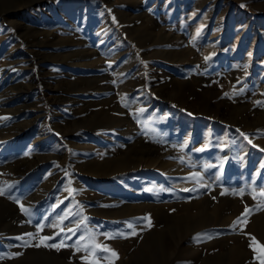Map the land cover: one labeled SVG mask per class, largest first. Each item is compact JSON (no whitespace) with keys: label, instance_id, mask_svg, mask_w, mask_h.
I'll return each mask as SVG.
<instances>
[{"label":"rangeland","instance_id":"374dc122","mask_svg":"<svg viewBox=\"0 0 264 264\" xmlns=\"http://www.w3.org/2000/svg\"><path fill=\"white\" fill-rule=\"evenodd\" d=\"M19 1L8 3L5 7L12 10L0 14V100L20 86L34 84L31 99L38 100L46 113L36 127H44L47 133L40 134H46L40 144L34 141L38 130L6 137L9 125L5 122L9 119L11 124L13 116L0 114V188L5 192L0 200L6 203L0 207V238L10 240L0 249L14 244L15 258L24 257L12 264H25L27 257L30 264H51L38 256H25L26 250L48 251L41 240L44 236H55L48 244L71 236L66 244L73 245L89 233L94 241L82 244L107 246L118 258L100 249L89 255L60 247L68 253L66 262L73 263L77 257L79 264H120L121 260L157 264L165 257L164 244L174 255L176 227L170 218L183 213L179 205L206 198L216 201L222 192L240 207L232 205L224 222L216 219L209 227L189 230V237L202 232L212 238L202 236L197 251L177 264H231L227 244L220 239L223 233L228 240L245 233L253 215L264 212V206L257 210L264 200L260 196L264 191V0H37L14 8ZM143 20L147 25L142 28ZM150 30L163 38L141 44L138 35L149 36ZM45 78L52 85L81 83L86 93L94 92L83 98L91 104L75 113L49 102ZM104 115L121 117L119 126L105 128ZM56 122L80 125L68 126L72 130L63 138ZM135 139L144 143L140 153H134L136 148L125 151ZM154 152L164 156L158 164L140 161L141 166L124 169L121 163L140 155L148 158ZM49 154H55L52 161L42 160L25 173L12 169L21 165L23 170L37 156ZM111 158H120L116 162L120 170L111 176L86 172L77 164ZM164 160L168 164L161 165ZM170 165L177 169L168 171ZM54 170L59 177H53ZM81 185L88 190L82 192ZM111 195L114 198L109 199ZM139 201L162 207L159 220L168 224L162 233L156 231L158 224L149 211L107 217L89 210ZM246 205L252 211L234 230L230 225ZM144 217L150 218V225ZM134 221L138 225L129 228ZM53 224L59 226H48ZM38 225L42 230L38 231ZM78 225L74 234L67 231ZM133 230L141 236L149 232L150 247L137 254L130 253ZM105 233H123L126 238L106 239ZM26 241L28 246H22ZM123 241L129 242L128 252ZM260 257L259 250L252 254L257 263Z\"/></svg>","mask_w":264,"mask_h":264},{"label":"bare ground","instance_id":"6f19581e","mask_svg":"<svg viewBox=\"0 0 264 264\" xmlns=\"http://www.w3.org/2000/svg\"><path fill=\"white\" fill-rule=\"evenodd\" d=\"M21 1L22 0H20L19 4H16L14 6V8L20 7L23 4H25V5L27 3L30 4V3L35 2L37 0H27V1H24V2H21ZM10 2H14V0H2V2H0V14H5V13H8V11L12 10V7H5ZM20 2H21V4H20ZM122 16L124 17V15H122ZM123 17H121V18H123ZM123 19H125V18H123ZM141 24H142L141 27L143 28V26L147 25V20H143L141 22ZM134 30H137V29H134ZM28 31H30V29ZM148 33H149V36H147L145 33H141V35H138L137 38H138V40L140 41L141 44H147V43L152 42V40H154V39L161 40L163 38L159 33L153 34V32L151 30ZM149 37H151V38H149ZM31 43H32L31 44L32 46L36 44L35 42H31ZM155 43H157V42H155ZM159 43H160V41H159ZM80 51H81V53L83 55H87L88 56V52L85 49H82ZM77 53H75V54H77ZM39 58L40 59H45V57L41 56V55L39 56ZM42 68H43V65H42ZM57 76H58V74H57ZM0 80H2V79L0 78ZM27 83H29V82H27ZM57 84L56 85H52L50 80H49V78H45V84H44L43 87L47 90L46 93H48L49 98H47L46 100H48L49 102L63 104V105H65V107L68 110L69 109L71 111L73 110V111H75V113L78 112V111H82V110L84 111V109H86L91 104L90 100L87 101V100H84L83 98L86 97V96H89V95H94V92H90L89 94L86 93L85 90L80 88L81 83H77V81H71V82L65 81L64 83H61V84H58V85ZM33 86H34V84L31 85L30 87H21L20 86V87L14 89L12 91L10 90L11 91L10 96L5 101L0 100V114L11 113L12 116H13L12 120H11V124L9 123V121H10L9 119H7L8 120L7 122H5V124L9 125L8 127L6 126L7 128L5 129V130L8 131V133L5 135L6 137H9V136H12V135H19L20 133H22V131L38 130L39 135L36 133L37 135L35 136L34 141L39 142V144H40V143L44 142V141H42V139H43V137L46 136V134H45V136L43 135V137H42V136H40V134L42 135L45 132L47 133V131H46V129L44 127H42V126H39V127L37 126L36 127V125H37L38 119L40 117L46 115V113H45V110L43 109V107L39 104L38 100H35V99L32 100L31 99V97H33V96L31 95L30 90L34 89ZM77 93L81 94L82 97L81 98L77 97ZM78 105H80L81 107H78ZM32 113L34 115H32ZM52 114L54 115V117L57 120L59 119L58 118L59 113H57L55 109H54V112ZM103 117H104L103 120H105L103 126L105 128H107V129L109 128L110 129V127H112V128L114 127V129H116L115 126H119V122H120L121 117H118V116L112 117V116H107V115H104ZM44 120H46V119H44ZM54 121H56V120H54ZM54 121H52V122H54ZM80 121H81V119L77 120L78 123H80ZM77 122L66 123L68 125H66V124L63 125V124H60V123L56 122V127L58 129L59 128L61 129L60 131H61L62 135L64 136L63 138H66V135L72 130V128H70V127L68 128V126L72 125V123L75 124V125H80ZM41 123L42 122H40V124ZM43 123H44V121H43ZM74 127H77V126H74ZM90 129L94 130L93 127L90 128ZM94 131L96 132V129ZM3 132H4V130H3ZM82 136H84V135H82ZM66 140H68V139H66ZM262 142H263V140H262ZM0 145H2V144H0ZM132 148H136V151H134V153H136V154L140 153V150L142 148H144V143L142 141H140L139 139H135V142L133 144H127V148H126L125 151L131 150ZM92 150H94V149H92ZM246 152H244V153H246ZM141 154H145V152H143V153L141 152ZM154 154H155L154 156H150L148 158L143 157V155H140V156L135 157V158L130 157V159H127V158H126V160L122 159L121 163H124V164H122L123 166H125L124 169H130L131 167H135V166L138 167V165H140L139 164L140 161L141 162L144 161L143 162L144 164H158V161L160 159H162L164 156H161V154L158 153V152H154ZM54 157H55V154H49V155L41 156V157L37 156V158H35L32 162L27 163L25 165L27 167H24L23 170H22L21 165L20 166H14V167H12V169L13 170H17V172L20 171L21 174H22V173H25L26 169L31 168V166L32 167H34V166L37 167L42 160L52 161ZM25 159H27V158H25ZM118 160H120V158H117V159H112L111 158L109 160H106L105 162H99L97 160H89L87 162L86 161L85 162H81V163L79 162L77 164L79 166H83V169L86 172H89V173L104 172L105 175L111 176V175L115 174L116 172H118L117 170H120V169H116L117 166H118V165H116V162ZM243 160H244V158H243ZM160 164L162 165V164H168V163L166 162V160H164ZM174 169L176 170L177 168L174 167V166L172 167V165H170V168H168L167 170L170 171V170H174ZM48 172H50V171L48 170ZM52 173H53V177L54 176L55 177H59L60 176V172L58 170H54V172H52ZM80 184H81V182H80ZM50 186L51 185L47 186L46 193H47L48 190H50L49 189ZM80 188H81L82 192L88 190V188L85 187L84 185H81ZM113 195H111L109 197V199L110 198H114V197H112ZM115 202H117V201H114V203ZM221 203H223V206H222L223 208L220 207ZM5 204L6 203L4 201L0 200V207H2L3 205L5 206ZM232 205H236L237 209H238V207H240V205L235 203L234 200L231 201L230 198H227L224 195H221L220 198H218L216 201H213V200H210V199L206 198V199H204V200H202L200 202H197V203H191L190 204V203L186 202V203H183V204L179 205V208H180V210L183 211V213L182 214H178V215L173 214L171 216V218H170V222L171 223L169 222L170 224H174V226L176 227V233L172 234V237H173L174 241H173V245H172L173 247H171V249L174 252V255L171 256V254H169L170 252H168L169 244H164L163 245V249H164L163 252L165 253V257L160 258L158 260L157 264H177V263H181L180 262L181 258L186 257L187 254H189V253L196 252L197 251V243H198L199 240L198 241H193V237H189L190 233L193 232V231H196V230H200L203 227H209L208 225H210V224L212 225L213 221L216 220V219L218 220V222L226 221V219L224 217H225V215L227 213H231V211L233 210V209H231ZM210 208H212L213 211H209ZM92 209H89V210L93 211V212H97L98 214L101 213V214H103L104 216H107V217H119V216L129 215V214H133L134 215V213L137 214V212L138 213L139 212L140 213H144L145 211H149L150 212L149 215L153 216V219H154L155 223L158 224L157 226H158L159 229H157L156 231H158L160 233L163 229L167 228L166 226H168V224H166V223L163 224V222H161L159 220V217H158V213L162 211V207L157 206L155 204L147 205L146 203L145 204L142 203V201H139L136 204H135V202L133 204H132V202L131 203H123V204L116 205V206H114L112 208L102 207V208H98V209H93V210ZM263 211H264V209H263ZM121 218H123V217H121ZM129 220H133V218H130ZM130 223L134 225L135 221L134 222H130ZM135 224H137V223H135ZM205 232L206 231H204V233ZM200 233H202V232H200ZM148 235H149V232L147 234L143 233V236H141V233L139 235L138 234L137 235H133V240H132V243H130V245L132 246V244H133L134 247H133V250H131L130 253L137 254L138 252H141L144 249H148V247H150L149 243H148V237H149ZM224 235H225V237H222L220 239L222 241H224V243L227 244V246H226L227 249L226 250L228 251L229 255L232 258L231 264H261L259 262L258 263L255 262L252 259V254L254 253V251L249 248V242H250V237H255V240L258 241L260 245H264V212H262L260 214L253 215L252 219L249 220L247 222V224H246L245 233L234 234V237H232V239L229 238V240L227 239V237H228L227 233L226 234L223 233V236ZM2 237L0 238V246H1V244L4 241L10 242V240H5L6 238L4 239ZM33 239L34 238H32V240ZM220 239H218V240H220ZM33 241H32V243H33ZM190 241H192V243H190ZM128 243L129 242L126 241V242H124L122 244V245H124V249H125L126 252L129 251L128 248H126ZM254 247H255V245H254ZM17 249H18L17 246H15L14 244L10 245V248L8 247L5 250L0 249V257H3V258H0V264H12L14 262H17L18 260H22V258H24V257L21 256V257L16 259L15 258L16 257L15 254L12 253L13 250H17ZM32 250L33 249H29L28 248L26 250V255L25 256H30V255H34V257L38 256V258L40 260H45L44 261L45 263L49 262L51 264H79V260H78L77 257L75 258V261L73 263L66 262V255L68 253L65 250H56L55 248H49L48 251L44 250L43 253H39V252L35 253ZM258 250L259 249H257V251ZM261 255H262V253H261ZM25 260H26L25 264H30V263H28L29 262L28 261V257ZM120 264H128V263H127V261L121 260ZM196 264H203V263H196Z\"/></svg>","mask_w":264,"mask_h":264},{"label":"snow or ice","instance_id":"6c2138e0","mask_svg":"<svg viewBox=\"0 0 264 264\" xmlns=\"http://www.w3.org/2000/svg\"><path fill=\"white\" fill-rule=\"evenodd\" d=\"M243 135V133H241ZM217 179H219V177H217ZM185 191H189V189H185ZM244 190L242 189L241 190V193L243 192ZM241 193H237V192H233L232 195H240ZM5 192L2 188H0V195H4ZM225 193H221V195H224ZM260 196L264 197V191H261L260 192ZM253 199H256V196L254 195L253 196ZM261 206H264V200L261 201L260 205L257 206V210H259V208ZM22 211H24V209L22 208ZM252 209H250L247 205L245 206V210L244 212L241 214L240 217H237L236 220L233 221L232 225H230V227H232L234 230L237 226V224H240L242 221H245L246 222V217L251 213ZM143 220H146V221H149V225H150V218L149 217H144V218H141ZM62 223V221H61ZM83 223V222H82ZM49 227H58L59 225L58 224H53V225H48ZM42 225H38L37 228H38V231L42 230ZM128 227L129 228H132V224L131 223H128ZM79 228V225L77 226V229H72V228H68L67 231L69 233H75L76 230H78ZM61 232L64 231L63 228L60 229ZM132 235H135V230H133V232L131 233ZM26 235L28 236H32L33 234L32 233H27ZM55 235H60V233H56ZM105 238L106 239H114V238H126L123 236V233H116V234H108V233H105ZM204 237V238H207V239H211L212 237L207 235V234H196V236L193 237V240L194 241H198L201 237ZM17 239H22V237H17ZM55 239V236H44L41 238L42 242H43V246L45 247H49V248H55L56 250H59L60 247H72L74 248L75 251H85L86 253H88L89 255H92L94 254L97 249H100V250H103L105 252H110L111 253V256L112 257H116L118 258V254L111 250V249H108L107 246H100V245H95L94 243L93 244H89V243H84L82 244L81 242L82 241H94V237L91 235V233H89L87 236H80L78 237V239L76 240L75 244L73 245H68L66 244V240H69L71 239V236H64L60 239L59 243L58 244H48L47 241L49 240H53ZM255 245V247H254ZM22 246H28L27 242H25ZM37 247L41 246L40 244L36 245ZM249 248L252 249L254 252L257 251V249H259L262 253L261 257H260V260H261V264H264V245H260L258 241L255 240V237H250V242H249ZM0 258H3V257H0ZM107 258V257H105ZM83 259V258H82ZM90 264H95V261H91Z\"/></svg>","mask_w":264,"mask_h":264}]
</instances>
